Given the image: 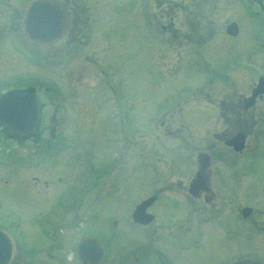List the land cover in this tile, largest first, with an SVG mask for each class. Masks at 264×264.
Returning a JSON list of instances; mask_svg holds the SVG:
<instances>
[{
    "label": "rangeland",
    "instance_id": "rangeland-1",
    "mask_svg": "<svg viewBox=\"0 0 264 264\" xmlns=\"http://www.w3.org/2000/svg\"><path fill=\"white\" fill-rule=\"evenodd\" d=\"M6 1L0 0V7L8 8L7 3H4ZM72 1L83 10H76L72 16V23L79 24L82 32L72 34L69 30L65 38L50 47L31 41L20 31L16 37H8L6 33L10 16H0V93L4 88L20 84H34L45 88L46 95L41 91L45 103L41 116L42 128L37 133L40 138H35L34 141H46L48 138L52 140L50 146L43 148L42 144L36 145L33 140L17 142L9 136L1 135L0 213L4 215V220H14L13 229L24 242V252L36 257L37 252L40 253L56 238L61 237V257H68L67 261L74 262L71 258L76 257L78 234L89 228L92 211L86 209V221L80 222L75 228L60 229L52 224L65 219L64 207L75 202V196L82 199L84 205L90 206L94 204L98 193V206H105L100 208V212L104 209L105 213L98 215L96 220L99 224L94 229L103 236L104 244L109 245L110 259L113 260L122 257L126 230L130 231L128 237L132 241V247L146 236L143 228L135 227L132 220L128 226L126 221L136 204L151 194L150 180L153 174L175 172L177 177L185 174L183 177L186 178L190 165L194 164H191V160H195L199 150L207 149L206 144L201 143L204 139H212L215 134L218 139L225 140L232 135L236 127L225 119L234 115L220 119L213 105L219 98L227 102L250 93L253 83L258 79V72L264 65L260 63L256 66L250 57L256 19L248 15L250 11L244 6L246 0H194V4L189 5V14L186 0H178L179 3L176 4L170 2L169 11L176 13L177 26L186 30L183 23L186 15L197 31H192L191 27V34L186 35L183 45L181 44L183 48L176 47V43L181 42L182 38L179 41L170 38L172 44L163 43L161 47L154 40L153 30L150 28L153 15L160 13L159 8L167 0H157L158 9L154 8L155 4L151 0H114L107 9L105 7L104 14H96L92 10L89 14L84 11V0ZM95 1L100 3L107 0H90V3ZM28 2L30 0H26L21 9L22 16ZM144 7H147L151 16H141ZM7 12L11 14L12 9ZM106 13L110 14V19ZM237 20L241 24L239 36L221 33L220 29L225 32L228 22ZM20 28L21 26L18 27ZM216 30L219 31L217 34ZM208 33L215 35L202 50L192 43L187 47L184 45L185 41L201 40L199 43H202V40L208 38L203 35ZM81 39L84 42L96 40L93 44L81 45ZM198 49L202 53L200 56ZM90 57L95 60L90 62ZM103 72L114 83L124 106L127 105L124 115L128 122L125 127L130 136H135V145L124 152V135L115 128L120 125L122 117L116 112L111 114L112 111L105 107H97V95L86 87L96 82L97 77L104 75L101 74ZM180 107L181 111H178ZM169 109L173 112L163 115ZM51 114L56 118L51 117ZM172 118L179 120L174 122ZM263 118L257 113L255 120H259V123L252 128L253 118L250 112L242 114L239 126L251 129L248 140L250 146L242 156L235 154L222 141L216 143L214 156H220L222 160L213 164L212 180L214 187L229 190L224 196L227 205L252 203L248 200L251 193L245 195L248 186L240 190L233 185V173L237 172L235 168L240 158L247 159L244 167L247 165L250 168V179L258 184L255 186L257 191L252 192V199L257 206L264 205V159L258 157L264 156V147L257 150L258 156L255 159L258 165L252 163L254 159L250 161L255 156L252 151L254 136L259 128L264 132L261 127ZM48 119L50 122L53 119L54 124L59 123L50 133H45V140L43 126ZM162 120H165V124L178 125L180 130L168 138L163 132L160 135L155 123ZM140 134H143V139L139 138ZM183 137H190L189 142L194 139L191 142L193 146L183 143ZM91 151L96 153L100 173V185L95 196L90 194L92 175L87 174L90 161L86 160L82 164L78 159L77 162L80 157L90 158ZM157 156L162 157L159 159ZM122 157L126 159L125 164L121 163ZM11 158H15L14 164L11 163ZM166 158L175 160L174 170L165 166ZM106 162L108 172L102 171ZM252 168L255 169L251 170ZM191 174L187 178H191ZM59 176L62 180H59ZM44 180L49 181V186L43 185ZM188 187L189 185L186 189ZM31 188L35 192L40 189L42 195L47 193L46 197L34 196ZM45 199H48L46 206ZM160 205H167L165 198ZM105 210L109 211L110 224L104 222L106 219L103 215L107 216ZM69 221L67 219L64 222ZM214 222L216 224L212 223L210 227L213 230L218 226L220 233L217 236L226 234L224 228H228L230 219L220 214ZM222 226L224 228L220 229ZM164 231H173V228ZM206 236L209 237L207 246L210 242L211 249L219 247L212 235L206 233ZM224 237L229 239L231 234ZM246 243L243 240L241 247H245ZM115 264H121V260Z\"/></svg>",
    "mask_w": 264,
    "mask_h": 264
},
{
    "label": "flooded vegetation",
    "instance_id": "flooded-vegetation-1",
    "mask_svg": "<svg viewBox=\"0 0 264 264\" xmlns=\"http://www.w3.org/2000/svg\"><path fill=\"white\" fill-rule=\"evenodd\" d=\"M26 0H7L4 3H7L9 6L6 7H0V16H10L9 17V29L7 31L8 37H16L18 35V32H24L22 20L24 17V14L22 16L21 9L24 7V3ZM35 0H30L28 2V5L32 3ZM64 2V4L67 6L69 15H70V25L68 28V31L66 32V35L69 33V30L72 32V34L75 33H81L82 29L80 28L79 24L72 23V16L74 15V12L77 10H81V8L76 7V3H73L72 0H58ZM89 1V2H88ZM148 1V0H146ZM155 4V9H158V3L157 0H151ZM263 1V7L262 5L258 4L257 2H254V14L256 19V28H255V34L253 36V61L256 66H258L260 63L264 65V0ZM114 0H107L102 1L100 3L94 2L90 3V0H84V6L87 13L90 14V11L92 10L96 14H104V9H106L112 5ZM175 2L174 0H167L164 4L161 5L160 13H155L153 16V22L151 24V29L153 30V37L156 42H158L160 45L163 43L166 44H172L169 40L170 38L177 39L181 37H185L186 35L191 34V27L192 23L189 22L186 15H184L185 20L183 23L186 26V30H183L181 27L177 26V16L176 13H173L169 11V3ZM194 4V0H186V6L188 7V14H189V5ZM147 4V2H146ZM145 4V5H146ZM84 6L82 8H84ZM28 7V6H27ZM11 14H8L7 10H11ZM27 9V8H26ZM164 10V11H163ZM26 11V10H25ZM83 11V10H81ZM166 11V12H165ZM86 12H83L86 13ZM151 16L152 14L148 12L147 7H144L141 11V16ZM106 16L108 19H110V14L106 13ZM87 19H90L86 15ZM118 18H116L117 20ZM21 21V22H20ZM78 23V22H77ZM21 26L20 29L18 27ZM4 27V25L2 26ZM192 31H196L192 27ZM66 35L63 37L65 38ZM4 36V34H3ZM27 37V36H26ZM28 38V37H27ZM62 38V39H63ZM165 38V39H164ZM61 39V40H62ZM91 39V37H90ZM59 40V41H61ZM96 39H94L92 42L86 41L84 42L81 39V45H87V44H93ZM31 41L35 42L31 39ZM58 41V42H59ZM56 42V43H58ZM90 42V43H89ZM38 43V42H36ZM54 43V44H56ZM174 43V42H173ZM41 44V43H38ZM45 47H50L52 44H43ZM90 59V60H89ZM90 62H93L95 59L90 57ZM96 63L98 64L97 60ZM104 73V72H103ZM92 78V77H91ZM93 81V80H92ZM96 82L91 83L87 89L89 91H92L94 94H96V102L95 105L97 107H105L107 110H111V114L116 112L118 116H121L122 119V125H116L115 128H118V133L124 134L126 132V125L124 124L125 121L128 122L127 117H125V111H127V105L124 106V103L122 102L120 95L118 93L117 88L115 87L114 83L110 80V77L107 76V78H104L101 81V77H97ZM89 83V82H88ZM86 83V84H88ZM34 85V84H29ZM37 89V92L40 97L41 102V116L42 112L44 111V103L43 102V96L41 91L46 95L47 92L45 91V88H41L40 85H34ZM45 87V85H43ZM79 87V86H78ZM79 89H82V84L79 87ZM64 95L66 94V87L63 88ZM67 99V97L65 96ZM242 97L238 96L234 100H229L225 102L223 99H219V109H218V116L220 119H223V117H228V115H234L230 116L225 121H230V124L232 126H236L239 128V123L242 122V112L244 114H248L250 112L252 119V126H257V122L259 123V120L256 119V114L264 116V95H261L256 103L250 110L246 111L243 109V102ZM95 106V107H96ZM83 108V106H80ZM170 110V109H169ZM167 110L165 114L167 115V112H170ZM231 111L230 113H228ZM228 113V114H227ZM51 117L56 116L54 114L50 115ZM51 119V118H49ZM48 119L47 123L44 124V139L45 133L53 129H55L56 124L59 122H56L54 124V120L50 122ZM264 121V118H263ZM42 128V122L40 119V124L38 126L37 131L39 132V129ZM156 128L159 130H162L165 134H173L174 128L171 124H165V120L160 121L158 125H156ZM36 131V132H37ZM48 133V136H49ZM4 134V136H8L10 134L6 128L0 127V135ZM34 136H17L12 135L14 140L19 142L25 141V140H33V142L36 145L42 144L43 148H47L52 144V140L49 138L46 141H40L36 140L34 141ZM215 139H213L208 146L207 151L212 156V161L214 163L218 160L221 161L222 157L220 156H214L215 148H216V142L218 140L217 135H213ZM123 137V136H122ZM122 137L120 139L122 140ZM40 137L36 136V139H39ZM128 134L124 135L123 138V147L122 151L124 152L127 148L128 144ZM221 140V139H219ZM221 141H224L223 139ZM258 140H256L257 142ZM204 142V141H203ZM215 142V143H214ZM205 143V142H204ZM93 148V146H91ZM205 149V148H204ZM95 154V156H94ZM79 161L84 164L86 160L90 161V167L87 168V174L92 175L91 182H92V188L90 190V194L93 193V196L96 195L98 188H99V180H100V173L98 168V158L96 157V153L94 151H91V157H80L77 158V162ZM264 159V158H263ZM247 159L240 158V162H238L237 172H234V186H238L240 190H244V186H248L247 192H245V195L248 196L249 193H251L250 200L252 203L246 202L241 203L237 205H227L225 204V193L229 190H221L220 188L214 187V181L211 179V182L209 180V187L205 183L200 185V188L196 189V193L198 194L197 197L190 195L189 190L186 189L187 185L190 184V178H176L175 180V173L168 174L167 178H163L160 175H156L152 177L151 181V187L152 191L150 196H155L154 201L147 207L146 211L152 215L151 221L145 222V223H135L133 222V225L137 228H143V230L146 233V236L148 239H146V236L144 239H140L139 243L136 245H132V241L130 240V237H128L130 231H125V237H127L124 241H126L124 247H123V254L121 258L116 259H110L111 254L107 255V258L104 259L101 264H115L117 261L121 260V264H230L234 261L243 259V258H251L261 261L264 264V205H256L255 200L252 199L253 191H257L255 189V186H258V184H254L253 179H250L251 173L248 170V167H244V161ZM15 158H11V163H14ZM126 161V160H125ZM123 162L124 164L126 162ZM252 161V160H250ZM248 161V162H250ZM108 162L104 163L105 167L102 171H109V166H106ZM251 163V162H250ZM253 163V162H252ZM254 164L258 165V162L254 160ZM246 166V165H245ZM103 176V172H102ZM161 177V178H158ZM192 179V178H191ZM244 179L248 180L247 182L244 181ZM250 179V180H249ZM59 180H62V177L59 176ZM231 180V179H230ZM147 181V180H146ZM190 181V182H189ZM229 181V180H228ZM189 182V183H188ZM243 182H246L245 184ZM28 183V182H27ZM35 184V183H34ZM44 186H49V181L44 180L43 183ZM252 185V187H251ZM203 188V189H202ZM205 188V189H204ZM34 196H41L43 198L46 197V195H42L43 192L41 190H36L34 188H31ZM68 191H72L68 189ZM264 191V188H263ZM83 193V192H82ZM255 194V193H254ZM256 195V194H255ZM51 197V196H49ZM240 197V196H239ZM163 198L167 201V205L164 207L160 205L161 202H163ZM98 199V193L93 201L94 204L90 206H86L83 203L82 199H77V196H75V202L70 203L69 205H66L64 207V213H65V219H62L60 222L54 223L52 225L59 226L60 229L63 228H75L74 224L78 222L86 221V217L84 216L87 210H91V218L90 221L92 223L89 225V228H87V231H81L78 236L79 240L77 242V251H78V245L81 240H83L86 237H99L103 239L102 235L100 233H97V229L95 230V225L99 224V221L96 220L98 215L103 214L100 212V208H104L105 206H98L97 203ZM47 200L45 199L44 203L45 206L47 205ZM233 201V200H231ZM72 202V199H71ZM198 203V204H195ZM258 203V201H257ZM1 206V205H0ZM85 206V207H84ZM98 206V207H97ZM160 208V209H159ZM164 209V210H161ZM106 211V210H105ZM109 211H106L107 216L104 218L105 223H109ZM209 216L207 217V215ZM220 214H224L225 217L230 219L228 228H222L220 229H226V234H221L219 237L217 236L220 231H218V226H215V228L212 230L210 225L212 223L216 224L214 221L217 217L220 216ZM129 218L126 221V224H129L132 220V212L128 214ZM4 215L0 213V231L4 229L10 230V232L14 235L13 239H10L7 235V239L10 240L7 241V246L3 245V239L2 238V232L0 236V264H84V262L79 260L78 253L75 254V258L73 263H70L67 261L68 257L66 259L61 257V254L59 251L62 249V239L63 238H56L55 241H53L52 244H50L46 249H43L39 252H37V256H33L31 253L24 252L23 244L24 242L20 239L19 235L15 233L14 231V220L9 218L3 219ZM63 217V218H64ZM90 217V215H89ZM146 217H150L146 215ZM88 218V217H87ZM67 219H70L69 222H64ZM89 220V219H88ZM214 220V221H211ZM125 222V221H124ZM132 224V223H131ZM53 226V227H55ZM173 228V231H164L167 228ZM49 228V227H48ZM80 230V228H78ZM51 230V229H49ZM54 230V229H53ZM223 230H221L222 232ZM86 232V233H85ZM206 233L213 236V241L217 243L219 246L218 248L211 249L210 248V242H207L209 240V237L206 236ZM227 234H231V237L229 239H226L224 237ZM105 237V236H104ZM211 239V238H210ZM246 240L245 247H241L242 241ZM11 241V243H10ZM223 241V242H222ZM104 243V242H103ZM225 244H228V246H225ZM57 247H53L56 246ZM207 251V252H206Z\"/></svg>",
    "mask_w": 264,
    "mask_h": 264
},
{
    "label": "water",
    "instance_id": "water-1",
    "mask_svg": "<svg viewBox=\"0 0 264 264\" xmlns=\"http://www.w3.org/2000/svg\"><path fill=\"white\" fill-rule=\"evenodd\" d=\"M69 17L66 6L57 0H38L34 2L28 9L25 18V29L28 34L42 42H54L61 38L68 26ZM227 31L233 35L238 33V25L232 23L228 26ZM258 91H264V78H261L257 90L253 91V95L245 99L246 107L254 102V98ZM39 103L35 90L29 88L11 89L0 96V125L8 127L11 132L23 134L32 132L36 129L39 119ZM245 135L238 133L229 144L241 149L244 146ZM200 170L193 179L190 191L200 188L205 183V176L208 173L210 165V157L205 153L199 154ZM143 204L135 211L137 216L142 218L138 210L142 209ZM6 237L5 235H2ZM3 237V245L7 246L8 242ZM104 254L98 238H86L79 244V255L82 260L87 263H99ZM232 264H262L259 261L251 259H242Z\"/></svg>",
    "mask_w": 264,
    "mask_h": 264
}]
</instances>
